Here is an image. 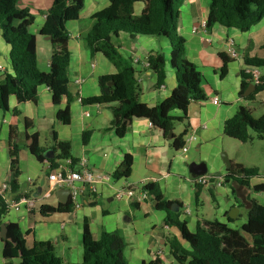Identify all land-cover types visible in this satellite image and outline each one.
Here are the masks:
<instances>
[{"label": "crops", "instance_id": "obj_1", "mask_svg": "<svg viewBox=\"0 0 264 264\" xmlns=\"http://www.w3.org/2000/svg\"><path fill=\"white\" fill-rule=\"evenodd\" d=\"M109 0H86L78 20L67 23L69 34L68 69L69 93L74 97L69 104L64 98L59 106L46 86L38 88L36 103H18L9 98L8 111L0 110V191L10 179V153L18 145L19 190L5 194L6 204L27 198L32 206L22 204L20 210L9 208L1 218L3 225L17 224L28 247L37 242H51L55 255L64 264H79L83 260V225L88 221L95 240L102 232H117L126 242L124 251L128 264H142L159 258L163 264H180L172 255L170 241L177 238L185 248L176 227L165 225L167 213L157 210L149 199L139 201L115 198L117 191L133 187L137 193L144 185L157 184L166 201L179 206V220L189 232H195L203 222L218 221L239 230L247 223L250 200L264 206V193L252 188L264 182V142L253 140L241 143L224 134V124L240 107L249 110L256 119L264 115V89L257 92L255 84L246 80L247 88L241 90L242 72H248L243 55L250 46V56H264V18L250 31L242 33L234 28L214 25L204 32L211 0H184L180 8L178 34L185 41L186 58L203 76L202 88L206 100L192 102L187 112H171L177 121L174 130L165 135L162 130L144 118L133 119L125 136L119 137L113 125L114 115L110 107L84 105L82 99L100 95L99 78L116 75L118 70L101 53H92L85 44V36L91 29L92 17L109 6ZM53 0H19L21 9H28L34 21L30 33L36 38L37 66L43 73L50 70L52 48L50 39L41 35L47 12ZM145 3L137 2L121 16H139ZM194 29H198L197 32ZM233 41L237 56L229 53V41ZM115 43L124 57L136 68L139 100L153 108L169 99L178 85L177 75L171 65L172 44L162 36H138L130 38L120 34ZM11 46L5 43L0 28V80L13 75L10 60ZM151 55L165 59V79L158 84V76L147 67ZM226 73L222 76V68ZM264 77V70L260 69ZM255 99L251 101L249 97ZM217 97L219 105L212 103ZM69 105L71 122L64 125L57 119V112ZM186 131L184 141L191 135L196 139L183 154L174 146V138ZM84 133L89 139L84 142ZM38 135L45 161L40 162L30 152L28 137ZM58 142L71 145L72 158L78 163L87 162L95 173L108 176L97 187V193L81 198V207L71 212L41 213L42 207L58 208L70 200L67 187H57L49 180L50 160L60 152L55 151ZM133 159L132 173L128 179L116 180L113 174L120 168L124 158ZM57 161V159H56ZM65 160L57 161L64 165ZM231 165L257 169L258 177L251 178L250 188L234 180L223 182L221 187H206L196 183L197 176L191 172L192 165L203 164L205 176L224 178ZM263 176V178H260ZM174 212V211H173ZM3 240L0 237V264H8L3 257ZM161 252V255L159 253ZM18 263L14 260L12 264ZM186 264V263H185Z\"/></svg>", "mask_w": 264, "mask_h": 264}, {"label": "trees", "instance_id": "obj_2", "mask_svg": "<svg viewBox=\"0 0 264 264\" xmlns=\"http://www.w3.org/2000/svg\"><path fill=\"white\" fill-rule=\"evenodd\" d=\"M86 0H53L47 12L41 35L50 39L52 56L50 70L43 73L37 66L36 38L29 31L34 17L28 9H21L19 0H0V28L5 43L11 46L10 60L13 75L0 80V110L8 111L9 98L14 96L18 103H36L38 88L46 86L53 96V103L59 106L64 98L70 104L74 97L69 93L68 69L70 53L68 49L69 34L66 25L78 20ZM184 0H109V6L92 17V27L85 36V44L92 53H101L118 70L116 75L99 78L100 95L82 99L84 105L110 107L119 137L125 136L133 119H148L153 126L168 135L174 130L177 121L171 112H187L192 102L205 101L203 76L196 66L186 58L185 41L178 34L180 8ZM137 2L145 3L139 16H121V6L125 10ZM264 18V0H211L206 27L214 25L234 28L246 33ZM120 34L130 38L138 36H162L172 44L171 65L176 72L178 85L171 97L156 107L150 108L139 100V86L136 80V68L133 62L124 57L115 43ZM249 46L243 55L247 67L264 70L262 58L250 56ZM264 51V46H263ZM148 68L157 74L158 84L165 79V59L161 55H151L147 59ZM222 76L226 67L222 68ZM241 90L247 88L246 80L250 75L242 72ZM264 81V77H262ZM264 85L256 86V91H263ZM251 101L255 99L249 97ZM57 119L64 125L71 122L69 105L57 112ZM224 134L241 143H250L257 139L264 142V115L254 118L249 110L240 107L236 114L224 124ZM186 131L174 138V146L180 150L184 145ZM84 142L89 133H84ZM28 149L38 161H45L43 149L39 145L38 135L27 138ZM55 151H59L57 161L70 159L73 166L77 162L72 158L71 145L58 142L55 137ZM19 146L14 145L10 153V192L19 190ZM56 159L50 160L51 169L58 167ZM133 159L127 155L120 168L113 174L114 179H128L132 173ZM257 169L245 168L233 164L228 169L224 182L234 180L241 186L250 188L251 178L258 177ZM155 203L157 210L165 211V225L176 227L181 240L188 244L185 248L177 238L170 241L172 255L180 264H264V206L250 200L247 223L241 229L230 228L227 224L214 221L203 222L195 232H189L185 223L179 220L178 213L173 212L170 202L166 201L157 184L149 183L143 187ZM256 193H264V182L254 186ZM72 202L58 208L42 207L41 213L47 215L55 212H71ZM7 206L0 197V234L1 218L6 214ZM6 239L3 240V257L12 264H64L55 255L51 242H37L28 247L25 234L17 224L7 225ZM83 260L79 264H128L124 255L126 242L117 232H102L95 240L88 221L83 225ZM142 264H163L159 258Z\"/></svg>", "mask_w": 264, "mask_h": 264}, {"label": "built area", "instance_id": "obj_3", "mask_svg": "<svg viewBox=\"0 0 264 264\" xmlns=\"http://www.w3.org/2000/svg\"><path fill=\"white\" fill-rule=\"evenodd\" d=\"M202 30L205 32L207 27L206 23L203 22L201 25ZM195 32L198 29H194ZM229 53L231 56H237L238 52L235 49L233 41H229ZM147 67L149 64H146ZM248 74L250 75V80L255 84L264 85V81L262 80V76L260 74V69L248 67ZM3 70V66L0 64V71ZM212 103L215 105H219V99L217 97L212 99ZM196 139L194 135L189 136L185 141L183 147L180 151L183 154H186L189 150L191 143ZM64 165H58L57 168L52 169L49 175V180L57 187H67L70 190V200L72 202L73 208L78 209L81 207V198L85 195H94L97 193V187L104 180L109 179L108 176H104L101 174H97L93 172L87 165L85 160L78 162L75 166L70 159L64 161ZM224 182V178L215 177V176H203L196 180V183L199 185H203L206 187H221ZM145 186V185H144ZM143 186V187H144ZM142 187L141 191L137 195L135 189L133 187H128L125 190L117 191L115 194V198L118 201L123 199L133 200L138 199L143 202L151 199L149 192L144 190ZM11 190L9 183H5L0 191V197L5 200V194ZM22 204H26L29 206L33 205V202L27 198H21L17 202H11L10 204H6L7 210L12 208L16 211L20 210ZM161 255V252L159 253Z\"/></svg>", "mask_w": 264, "mask_h": 264}, {"label": "water", "instance_id": "obj_4", "mask_svg": "<svg viewBox=\"0 0 264 264\" xmlns=\"http://www.w3.org/2000/svg\"><path fill=\"white\" fill-rule=\"evenodd\" d=\"M172 134V132H170V135ZM45 157L46 158H49V156L47 154H45ZM227 166L230 168L231 167V164L229 162H227ZM191 172L193 174H195L197 176V179L200 178V177H203L206 175V168L203 164H199V165H192V168H191ZM172 210L174 212H177L179 210V206L177 205H173L172 206ZM7 225H2V231H1V234H0V237L2 240H5L6 239V233H7Z\"/></svg>", "mask_w": 264, "mask_h": 264}, {"label": "rangeland", "instance_id": "obj_5", "mask_svg": "<svg viewBox=\"0 0 264 264\" xmlns=\"http://www.w3.org/2000/svg\"><path fill=\"white\" fill-rule=\"evenodd\" d=\"M121 10V9H120ZM260 178H263V176H260Z\"/></svg>", "mask_w": 264, "mask_h": 264}]
</instances>
